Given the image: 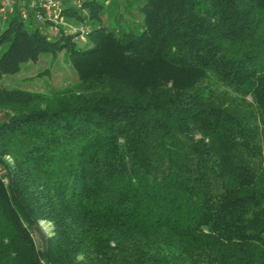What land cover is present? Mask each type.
I'll use <instances>...</instances> for the list:
<instances>
[{
  "label": "trees",
  "instance_id": "16d2710c",
  "mask_svg": "<svg viewBox=\"0 0 264 264\" xmlns=\"http://www.w3.org/2000/svg\"><path fill=\"white\" fill-rule=\"evenodd\" d=\"M72 1L82 47L0 21L77 78L0 87V264H264V0Z\"/></svg>",
  "mask_w": 264,
  "mask_h": 264
},
{
  "label": "rangeland",
  "instance_id": "374dc122",
  "mask_svg": "<svg viewBox=\"0 0 264 264\" xmlns=\"http://www.w3.org/2000/svg\"><path fill=\"white\" fill-rule=\"evenodd\" d=\"M77 4V0L72 1L73 6H77ZM66 23L71 28L65 27L62 30V38L74 37V29L79 23H76L72 18H69ZM75 44L79 47L84 45L82 40ZM76 79L67 53L65 50H58L53 53H41L35 60L22 63L16 72L2 75L0 87L52 95L56 91L74 85ZM39 227L41 236L44 238V235L49 233L50 226L40 222Z\"/></svg>",
  "mask_w": 264,
  "mask_h": 264
},
{
  "label": "built area",
  "instance_id": "2783aa9c",
  "mask_svg": "<svg viewBox=\"0 0 264 264\" xmlns=\"http://www.w3.org/2000/svg\"><path fill=\"white\" fill-rule=\"evenodd\" d=\"M65 1L67 0H0V21L17 13L22 21L32 20L37 25H45L47 35L60 36L65 27L71 28L61 10ZM85 33V28L78 24L74 29L73 41H83Z\"/></svg>",
  "mask_w": 264,
  "mask_h": 264
}]
</instances>
